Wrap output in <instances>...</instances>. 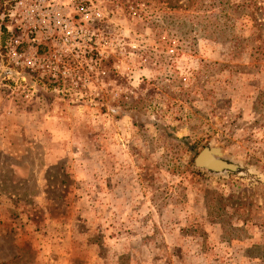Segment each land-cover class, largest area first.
Masks as SVG:
<instances>
[{"label":"rangeland","instance_id":"obj_1","mask_svg":"<svg viewBox=\"0 0 264 264\" xmlns=\"http://www.w3.org/2000/svg\"><path fill=\"white\" fill-rule=\"evenodd\" d=\"M0 23V264H264V0ZM204 147L238 169H195Z\"/></svg>","mask_w":264,"mask_h":264},{"label":"water","instance_id":"obj_2","mask_svg":"<svg viewBox=\"0 0 264 264\" xmlns=\"http://www.w3.org/2000/svg\"><path fill=\"white\" fill-rule=\"evenodd\" d=\"M192 165L195 169L210 173L235 172L238 169V166L220 158V150L217 147L202 148L193 158Z\"/></svg>","mask_w":264,"mask_h":264},{"label":"trees","instance_id":"obj_3","mask_svg":"<svg viewBox=\"0 0 264 264\" xmlns=\"http://www.w3.org/2000/svg\"><path fill=\"white\" fill-rule=\"evenodd\" d=\"M3 3H4V0H0V14L2 13V10H3ZM0 34L2 36H6L8 34L5 29L4 23H0ZM4 53H5V48H4V40H3L0 44V55H3Z\"/></svg>","mask_w":264,"mask_h":264},{"label":"built area","instance_id":"obj_4","mask_svg":"<svg viewBox=\"0 0 264 264\" xmlns=\"http://www.w3.org/2000/svg\"><path fill=\"white\" fill-rule=\"evenodd\" d=\"M5 29H6V31L8 30L6 26H5ZM7 33H8V31H7ZM13 42H16V40H13Z\"/></svg>","mask_w":264,"mask_h":264}]
</instances>
